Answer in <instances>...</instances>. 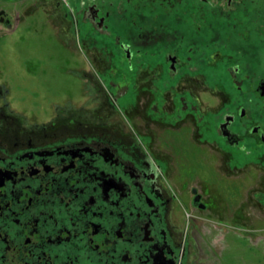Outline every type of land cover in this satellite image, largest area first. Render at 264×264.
Returning a JSON list of instances; mask_svg holds the SVG:
<instances>
[{"label": "flooded vegetation", "instance_id": "obj_1", "mask_svg": "<svg viewBox=\"0 0 264 264\" xmlns=\"http://www.w3.org/2000/svg\"><path fill=\"white\" fill-rule=\"evenodd\" d=\"M32 4L89 65L65 69L81 99L44 116L0 77V264H213L229 231L256 232L244 204L264 214V0ZM21 17L1 9L0 36ZM194 149L209 180L252 176L233 224L228 192L182 181Z\"/></svg>", "mask_w": 264, "mask_h": 264}, {"label": "rangeland", "instance_id": "obj_2", "mask_svg": "<svg viewBox=\"0 0 264 264\" xmlns=\"http://www.w3.org/2000/svg\"><path fill=\"white\" fill-rule=\"evenodd\" d=\"M33 1L0 0V10L4 9L12 18L16 14L23 17L18 27L0 36V77L10 88L11 97L14 94L12 100L14 104H18L22 111H27L30 115L44 116V112L52 110L56 102L66 99L77 102L81 99L80 82L65 69L76 62L88 67L89 62L85 56L71 49L72 46L58 33L45 13L39 7L33 6ZM31 4L32 12H29ZM30 69L36 70V74L31 73ZM36 88L37 91H34ZM34 92L39 93L40 100L38 97V100L35 98ZM38 101L41 104L39 106L36 105ZM188 158L189 161L186 164L182 163L180 167L182 181L185 178L196 183L210 181V185L214 184L219 190L228 192L227 202L223 205L219 202L218 207L224 209V222L233 224L231 218L235 216L236 206L240 205V201H251L247 193L253 186L252 176L242 178L228 174L230 178L227 179L212 168V180H209L210 176L205 170H210V167L207 161H202L204 158L200 157L199 150H189ZM190 195L186 193V201L190 200ZM244 205H246L245 216L249 218L246 222L253 224L252 227L255 226L256 232L253 233L250 227H246L245 236L239 237L236 234L238 231H229L228 247L222 249L223 258L219 255L221 259L219 261L214 257L213 264L214 262L215 264H264V214L251 211L247 202ZM213 217V223L220 221L219 216L214 214ZM210 245L215 246L213 242H210ZM215 249L221 251L219 247ZM241 253H243L242 257ZM256 254L258 257L255 256Z\"/></svg>", "mask_w": 264, "mask_h": 264}]
</instances>
